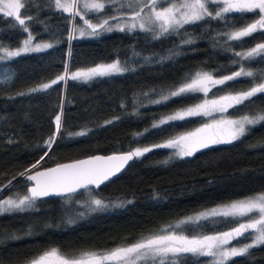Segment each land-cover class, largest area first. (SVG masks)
<instances>
[{
	"label": "trees",
	"instance_id": "trees-1",
	"mask_svg": "<svg viewBox=\"0 0 264 264\" xmlns=\"http://www.w3.org/2000/svg\"><path fill=\"white\" fill-rule=\"evenodd\" d=\"M21 2L25 3L21 17L26 19L34 40L49 42L53 47L0 61V187L12 181L10 188L0 192V199L26 193L31 181L19 175L26 170L29 173L97 152L151 147L200 128L208 122L206 116L171 121L159 128H152V124L206 97L216 99L252 86V78L241 77L211 88L206 97L197 92L152 104L150 100L159 99L161 92L175 90L198 71L220 78L239 70L231 63L238 58L225 50L226 38L216 36L229 30L223 22L185 25L178 34L158 39L137 28L98 36L76 35L69 40L72 26L81 25V18L98 22V18L117 13L106 8L73 20L70 13L55 8L54 0ZM29 16L33 19L28 20ZM252 19L251 14L245 17ZM13 23V18L0 14V42L9 49L19 47L27 37L19 27H12ZM187 39L192 43H183ZM259 42H264V37L256 35L246 38L243 48L234 41L229 44L235 51H242ZM169 50L175 55L161 60L169 56ZM133 51L140 55L133 56ZM145 57H151V62H145ZM116 58L129 60L126 66L134 71L89 81L67 78L48 89L30 91L64 75L65 67L74 72ZM245 68L255 72L264 69V63L257 58ZM22 92L26 94L17 95ZM253 101L237 106L238 110L217 113L216 118L264 110V95ZM57 115L61 117V132L50 146L46 141L53 137ZM248 128L239 140L212 145L192 157L169 159L174 149L154 148L134 158L117 177L94 189L99 193L95 198L108 203L123 201V207L90 211L81 205L66 206L62 197H46L37 200L32 210L0 215V264H26L51 248L64 253L106 251L154 234L201 209L264 191V123ZM80 132L86 135H71ZM75 199L83 204L91 197L81 190ZM237 220L241 222L242 218L209 217L177 230L190 237L213 235L237 226ZM240 239L241 243L250 240ZM209 258L188 254L181 264H211ZM228 264H264V245L249 249Z\"/></svg>",
	"mask_w": 264,
	"mask_h": 264
},
{
	"label": "snow or ice",
	"instance_id": "snow-or-ice-1",
	"mask_svg": "<svg viewBox=\"0 0 264 264\" xmlns=\"http://www.w3.org/2000/svg\"><path fill=\"white\" fill-rule=\"evenodd\" d=\"M54 6L63 12L70 13V18L73 20L83 17L85 13H101L106 8L118 13V15L108 16L107 19L98 18L96 24L84 20L83 24L86 28L73 25L69 33V40L77 38L76 33L79 34V37L98 36L103 32L124 31L125 29L133 31L137 28L145 33H153L152 38L158 39L160 36L178 34L185 25L197 24L202 21L206 23L220 21L229 29L225 32H217L216 36L226 38L225 45L227 47L225 50L232 51L238 58L231 61L232 64L239 66L238 71H233L230 75L220 78H215L208 72L198 71L186 78L185 82L177 86L175 90L169 91L167 94L161 92L160 98L150 100V103L161 104L173 97H186L197 92L204 93L206 97L211 88L217 85H226L227 82L236 81L241 77L252 78V86L247 90L238 91L235 94L229 93L216 99L205 98L201 103L162 117L158 122L152 124V128H159L171 121H181L189 117L211 116L213 113L223 114L230 108L238 110L237 106L245 105V102L253 103V98L264 95V69L254 72L245 68L246 63L256 61L257 58L258 62L264 63V42L256 43L253 47L242 51H235L229 44L234 41L243 48L246 38H254L256 35L264 37V0H63V2L54 0ZM24 8L25 3H22L21 0H0V14L3 17L13 18L12 27H19L22 32L27 33V39H24L22 46L15 50H9L0 42V53H3L0 55V61L19 57L22 53L40 52L53 47L51 43L33 42L34 37L28 30L26 19L21 17V9ZM249 14L254 17L251 21L245 20ZM27 19L32 20L33 18L29 16ZM120 20L126 22L110 23V21ZM183 43H192V40L187 39ZM139 55L140 53L133 51V56ZM172 55L175 53L169 50V56L160 59H168ZM144 59L145 62H151L152 58L145 57ZM128 63L129 60L122 62L116 58L110 63H101L74 72H69L65 67L64 75L58 76L50 84H43L40 88H33L30 91L48 89L59 81H66L67 78L89 81L98 77H111L127 71H134L126 66ZM151 91L155 92L156 90L152 89ZM25 94L17 93V95ZM144 95L147 96L148 93H144ZM60 121L61 117L57 115L53 137L46 141L50 146L55 143V136L61 132ZM106 123H111V121ZM261 123H264V110L256 111L251 115L245 114L238 119H214L211 123L203 124L200 128L151 147H136L118 155L92 156L85 160L58 164L54 168L36 171L34 174H28L26 170L19 175L34 183L31 187H27L26 193L23 195L14 193L15 198L9 196L0 199V215L32 210L37 200L49 196H60L66 206L81 205L90 211L123 207L125 203L123 201L105 203L103 199L95 198L99 193L94 192V189H99L102 184L115 177L128 161L140 158L154 148L174 149L175 151L169 156V159L192 157L201 149H207L212 145L230 144L237 141L245 136L249 130L248 126ZM148 131L150 129H145V132ZM71 135L83 136L86 135V132ZM137 135H143V133ZM167 162V160L164 161V163ZM32 167L35 168L36 165ZM11 185L12 181H9L7 185L0 187V192H3L4 188H10ZM81 190L91 197L83 204L80 200L75 199ZM77 215L83 216L84 213ZM218 216L244 218L246 222L237 220V226L231 227L229 231L213 235L190 237L182 234V230L177 231L181 225L194 224L202 219ZM68 222L72 223V220ZM240 238L250 239L251 242L245 243L239 248L229 246L233 240L241 243ZM258 245H264V193H257L243 200L187 217L175 225H166L154 234L143 236L108 251L64 253L58 248H51L26 261V264H181L188 254L194 257H211L213 258L211 264H228L232 258L245 255L249 249Z\"/></svg>",
	"mask_w": 264,
	"mask_h": 264
},
{
	"label": "rangeland",
	"instance_id": "rangeland-1",
	"mask_svg": "<svg viewBox=\"0 0 264 264\" xmlns=\"http://www.w3.org/2000/svg\"><path fill=\"white\" fill-rule=\"evenodd\" d=\"M63 1V0H62ZM145 11H147V9H145ZM115 15H118V13L117 14H115ZM129 16H130V13H129ZM103 19H107V18H103ZM84 20H87L86 18H81V25H79L80 27H85L86 28V26L83 24V21ZM89 21V20H88ZM91 22V21H90ZM125 23L126 21L125 20H120V21H110V23L111 24H116V23ZM92 24H96V23H98V22H91ZM76 35H79L78 33H76ZM25 39H27V37L25 38ZM34 43H37V42H39V43H49V42H46V41H33ZM22 46V43H21V45L19 46V47H21ZM19 47H17V48H19ZM17 48H14V49H9V50H15V49H17ZM3 54V53H2ZM108 63H110V62H108ZM99 64H101V63H99ZM207 99H209V100H212L213 98H209V97H206ZM203 101V100H202ZM202 101H200V102H198V103H201ZM198 103H196V104H198ZM193 105H195V104H193ZM193 105H190V106H193ZM190 106H188V107H190ZM187 108V107H186ZM186 108H183V109H186ZM183 109H178L177 111H180V110H183ZM176 112V111H175ZM216 114L217 113H213L211 116H206L207 118H208V122L207 123H211L214 119H218V117L216 118ZM219 114V113H218ZM239 117H241V116H236V117H230V118H227V119H238ZM259 193H264V191H262V192H259ZM254 194H257V193H254ZM254 194H250V195H247V196H245V197H242V198H239V199H236V200H233V201H230V202H226V203H221V204H217V205H214V206H211V207H208V208H205V209H201V210H199V211H196V212H194V213H192V214H189V215H187V216H185V217H182L181 219H179V220H176L175 222H173L172 223V225H175V224H177L179 221H181V220H184V219H186L187 217H191V216H195V215H197V214H199V213H201V212H205V211H208V210H211V209H213V208H217V207H221V206H225V205H228V204H230L231 202H234V201H239V200H243V199H245L246 197H249V196H252V195H254ZM15 198V197H14ZM105 203H108V202H105ZM241 222H246V220L244 219V218H242V221ZM178 231V230H177ZM229 231V230H228ZM179 232V231H178ZM235 241L236 240H233V241H231V243H230V247L231 246H235V247H237V248H239V247H242L243 246V244H245V243H250L251 242V240H248L247 242H244V243H235ZM112 249H114V248H112ZM108 250H111V249H108ZM108 250H106V251H108ZM213 260V258H209V261H208V263H211V261Z\"/></svg>",
	"mask_w": 264,
	"mask_h": 264
},
{
	"label": "water",
	"instance_id": "water-1",
	"mask_svg": "<svg viewBox=\"0 0 264 264\" xmlns=\"http://www.w3.org/2000/svg\"><path fill=\"white\" fill-rule=\"evenodd\" d=\"M127 151H129V150H125V151H113V152H108V153L97 152V153H93V154L86 155V156H83V157H79V158H75V159H70V160L62 161V162H59V163H56V164H53V165H50V166L40 167V168H37V169L29 172L28 174H34L36 171H44V170L49 169V168H54L58 164H68V163H72V162H75V161H78V160H85V159H88L89 157H92V156H97V155H99V156H108V155H112V154H117L118 155V154H121V153L127 152ZM133 160H134V158H133ZM133 160L128 161V163L124 166V168L119 173H117V175L115 177H117L128 166V164L131 163ZM115 177H112L110 180L114 179ZM106 182H108V181H106ZM33 183L34 182L31 181V183H30V185L28 187H31V185ZM49 197H60V196H49ZM43 198H46V197H43Z\"/></svg>",
	"mask_w": 264,
	"mask_h": 264
}]
</instances>
